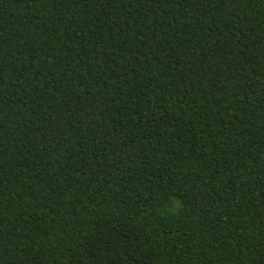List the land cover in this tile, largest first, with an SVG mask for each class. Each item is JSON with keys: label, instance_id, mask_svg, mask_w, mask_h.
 Returning a JSON list of instances; mask_svg holds the SVG:
<instances>
[{"label": "trees", "instance_id": "1", "mask_svg": "<svg viewBox=\"0 0 264 264\" xmlns=\"http://www.w3.org/2000/svg\"><path fill=\"white\" fill-rule=\"evenodd\" d=\"M0 264H264V0H0Z\"/></svg>", "mask_w": 264, "mask_h": 264}]
</instances>
